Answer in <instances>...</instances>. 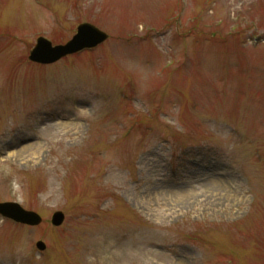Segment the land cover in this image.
<instances>
[{
  "label": "rangeland",
  "instance_id": "rangeland-1",
  "mask_svg": "<svg viewBox=\"0 0 264 264\" xmlns=\"http://www.w3.org/2000/svg\"><path fill=\"white\" fill-rule=\"evenodd\" d=\"M0 88V201L44 219L0 216V264H264V0H0Z\"/></svg>",
  "mask_w": 264,
  "mask_h": 264
},
{
  "label": "water",
  "instance_id": "water-1",
  "mask_svg": "<svg viewBox=\"0 0 264 264\" xmlns=\"http://www.w3.org/2000/svg\"><path fill=\"white\" fill-rule=\"evenodd\" d=\"M107 38L108 35L106 33L102 32L92 24L85 23L79 27L77 35L66 45L54 47L47 39L40 38L38 40V45L32 51L30 58L42 63L55 62L68 54L80 51L84 48L95 47ZM7 206L9 208L5 210L4 207L0 205V211H4L5 213L12 215L15 219L29 224H39L41 222V218L36 213L27 212L16 204H8ZM63 219L64 215L61 212L56 213L54 216V223L60 224ZM39 246L41 248L45 247L43 243H39Z\"/></svg>",
  "mask_w": 264,
  "mask_h": 264
},
{
  "label": "bare ground",
  "instance_id": "bare-ground-1",
  "mask_svg": "<svg viewBox=\"0 0 264 264\" xmlns=\"http://www.w3.org/2000/svg\"><path fill=\"white\" fill-rule=\"evenodd\" d=\"M31 147L32 146L20 147V148H9L6 145H3L0 148V155H2L3 152L8 153L9 155H21L23 152L25 151L27 152L29 149H31Z\"/></svg>",
  "mask_w": 264,
  "mask_h": 264
}]
</instances>
